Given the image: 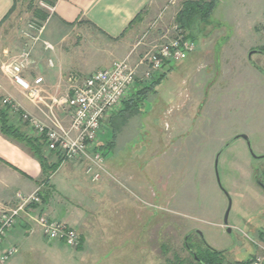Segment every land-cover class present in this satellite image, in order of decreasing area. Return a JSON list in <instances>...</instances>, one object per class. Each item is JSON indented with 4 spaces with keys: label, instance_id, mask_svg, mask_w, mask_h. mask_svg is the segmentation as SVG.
I'll use <instances>...</instances> for the list:
<instances>
[{
    "label": "rangeland",
    "instance_id": "1",
    "mask_svg": "<svg viewBox=\"0 0 264 264\" xmlns=\"http://www.w3.org/2000/svg\"><path fill=\"white\" fill-rule=\"evenodd\" d=\"M41 1L15 0L16 46L24 43L26 23L37 20ZM186 1L160 0L128 54L138 63L156 43L179 35L195 45L168 64L142 108L132 109L141 113L119 135L118 149L101 150L110 169L121 164L130 176L114 174L117 181L102 194L99 184L85 180L99 198L64 192L78 198L88 221L80 228L91 233L77 230L85 246L49 240L37 226L19 236L10 264H200L194 254L203 258L213 250L220 264L255 256L252 240L264 237V0H215L208 21L197 18L185 28L178 14ZM253 50L259 52L249 57ZM156 78L138 82L134 91ZM113 134L100 131L99 138L106 144Z\"/></svg>",
    "mask_w": 264,
    "mask_h": 264
},
{
    "label": "crops",
    "instance_id": "2",
    "mask_svg": "<svg viewBox=\"0 0 264 264\" xmlns=\"http://www.w3.org/2000/svg\"><path fill=\"white\" fill-rule=\"evenodd\" d=\"M159 3L160 0H56L54 11L44 22L45 28L42 34V39L52 43L55 49L46 51L41 42L33 45V57L37 64L35 69L25 74V77L30 81L36 77L43 78L42 98L45 102L51 103L53 100L60 99L64 90L69 88L70 78L74 81L81 80L99 69L110 67L114 60L122 59L134 50L136 45L133 40L137 31L154 14V9ZM14 7L15 0H0V84L4 92L20 104L26 112L44 120L43 111L46 110L44 106L41 105L42 108H38L30 102L1 69L3 62L18 54L23 47V44L16 46L17 41H13L17 40L16 32L12 34L15 19L11 15V10L13 11ZM18 37H21V33ZM5 39L12 41V45H8L9 48L4 46ZM48 59L53 60V66L48 64ZM142 88L144 87H140L138 91ZM137 92L133 89L119 108L104 121L101 131L106 130V134L109 135L110 130L113 129L114 134L106 144H103L102 138H99L101 150L104 147L112 151L118 149L119 135L126 129L129 122L141 113L136 115L131 113L137 105L136 101H139L142 106L144 104L137 98ZM58 113L60 118L68 123V116L61 110ZM10 117L14 120L10 123H17V127H20L23 133L33 137L28 126L16 120L17 116ZM148 124L150 125L148 128L153 129L152 122L148 121ZM44 156L50 164L57 162L56 154L50 153L46 146ZM64 167L66 173L61 175ZM113 167L110 169L107 165L112 174L125 180L130 176L129 170L121 164ZM80 172L81 177H79ZM85 180L92 184H99L98 191L102 194L108 191L107 185L112 179L105 177L98 183L93 182L85 173L82 163L66 162L60 164L58 170L46 181L41 163L28 148L24 144L7 138L0 131V211L5 206L14 205L17 194L28 196L39 189L42 198L40 205L34 204L21 214L14 229L6 237L4 246L18 245L21 234L35 233L37 224L31 216L36 214H46L51 218L64 221L82 233H91V229L83 231L80 228V224L85 226L88 221L77 207L78 198L64 194L71 188L73 192L85 195L86 199L97 198L98 195L92 196V193L84 186ZM82 237L84 247L85 234H82ZM257 252L256 249V254Z\"/></svg>",
    "mask_w": 264,
    "mask_h": 264
},
{
    "label": "built area",
    "instance_id": "3",
    "mask_svg": "<svg viewBox=\"0 0 264 264\" xmlns=\"http://www.w3.org/2000/svg\"><path fill=\"white\" fill-rule=\"evenodd\" d=\"M40 3L49 14L54 11L55 4L46 1ZM44 28V22L29 20L22 32L23 47L18 54L4 63L1 69L30 102L38 108L44 106L45 119L26 112L4 92L0 84L1 108L8 116H17L25 123L33 136L42 138L47 150L59 156L61 164L82 163L85 173L93 182L101 181L105 177L117 181L114 174L108 170L105 155L99 145V134L104 121L119 108L138 82L158 78L169 63L185 58L194 50L195 45L184 35L178 34L176 38L156 43L138 63L134 62L135 57L130 54L116 60L110 67L99 69L81 80L74 81L70 78L66 97L47 103L42 98L43 78L36 77L30 81L25 77V74L35 69L37 64L33 57V45L41 42L46 51L55 49L52 43L42 39ZM48 64L53 66V60L48 59ZM60 110L68 116V123L60 118L58 113ZM41 203L42 198L38 189L28 196L17 194L14 205L1 209L0 264H10L11 259L19 252L18 245L4 246V242L21 214L32 205ZM31 219L41 228L47 239L62 242L67 247L75 249L81 245L78 231L64 221L46 214L32 215ZM252 243L258 249L257 254L240 264H264V237L253 239Z\"/></svg>",
    "mask_w": 264,
    "mask_h": 264
},
{
    "label": "trees",
    "instance_id": "4",
    "mask_svg": "<svg viewBox=\"0 0 264 264\" xmlns=\"http://www.w3.org/2000/svg\"><path fill=\"white\" fill-rule=\"evenodd\" d=\"M49 4H55L56 0H45ZM216 7V1H198V0H191L186 1L183 5V8L178 14V21L186 28L189 27L190 24L196 20L197 18L201 22H206L209 20L210 16L212 15L214 9ZM12 12V10H11ZM9 12V14L11 13ZM48 12L42 8L38 9L36 12L37 20L39 21H46L48 19ZM165 73L161 74L158 78H156L150 85L145 86L144 88L140 89L136 96L140 101H144L148 97V92L150 90H154V88L161 83L163 78L165 77ZM136 106L133 108V112L140 110L142 108V104L139 101H136ZM132 112V113H133ZM0 131L1 133L9 139L17 141L21 144H24L29 152L41 163L43 168V174L45 176V180L48 181L50 175L54 174L59 166L60 162L57 161L56 163H49L44 156V149H45V141L42 138H34L25 135L19 127H16L14 124L10 123L8 120V114L1 109L0 104ZM82 243L77 248V250L82 249ZM220 252L212 251L211 253H207V255L203 258L199 257L197 254H194L200 264H220L223 259L220 258ZM245 261L236 262L238 264L244 263Z\"/></svg>",
    "mask_w": 264,
    "mask_h": 264
},
{
    "label": "water",
    "instance_id": "5",
    "mask_svg": "<svg viewBox=\"0 0 264 264\" xmlns=\"http://www.w3.org/2000/svg\"><path fill=\"white\" fill-rule=\"evenodd\" d=\"M256 52H259V50H253L252 52H250V54H249V57H251L254 53H256ZM242 137H244L246 140H248V137L247 136H245V135H243ZM256 158H261V157H263V156H255ZM264 188V187H263ZM230 209H231V205H230V207H229V209H228V211H227V213H226V216H225V225H227V223H228V215H229V212H230ZM231 231V229L229 228L228 229V232H230Z\"/></svg>",
    "mask_w": 264,
    "mask_h": 264
}]
</instances>
